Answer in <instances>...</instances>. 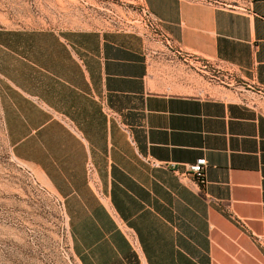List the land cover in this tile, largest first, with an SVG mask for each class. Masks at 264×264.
Wrapping results in <instances>:
<instances>
[{
	"label": "crops",
	"instance_id": "crops-1",
	"mask_svg": "<svg viewBox=\"0 0 264 264\" xmlns=\"http://www.w3.org/2000/svg\"><path fill=\"white\" fill-rule=\"evenodd\" d=\"M235 2L144 0L145 33L0 29L9 143L79 264H264V0ZM216 72L261 105L206 95ZM202 158L203 183L173 171Z\"/></svg>",
	"mask_w": 264,
	"mask_h": 264
},
{
	"label": "rangeland",
	"instance_id": "rangeland-1",
	"mask_svg": "<svg viewBox=\"0 0 264 264\" xmlns=\"http://www.w3.org/2000/svg\"><path fill=\"white\" fill-rule=\"evenodd\" d=\"M147 12L144 0H0V29L159 31ZM210 81L208 96L261 105L249 97L252 90L231 75L216 72ZM0 264H79L65 208L37 173L16 159L1 106Z\"/></svg>",
	"mask_w": 264,
	"mask_h": 264
},
{
	"label": "built area",
	"instance_id": "built-area-1",
	"mask_svg": "<svg viewBox=\"0 0 264 264\" xmlns=\"http://www.w3.org/2000/svg\"><path fill=\"white\" fill-rule=\"evenodd\" d=\"M204 1L206 3H212V0H201ZM233 11H238V12H243V13H250L252 12L251 6L250 4L246 3V0H236V2L234 4H232L231 6ZM148 13V17L151 20L152 27L155 28V26L157 25L158 30L160 31V23L157 19H155L154 17H152L149 13ZM155 25V26H154ZM151 29V27H149ZM153 30V29H152ZM150 163L153 165V167L158 168V167H165V168H169L168 165H164L161 162L155 161V160H151ZM209 167V162L207 159L202 158L199 159L197 161V163L189 165L186 169L185 172H180L178 169H174L173 171L181 178V179H191L194 178L197 181H199L200 183L204 182V177H205V173L206 170ZM88 178H89V182L90 185L92 186V188H94L96 191H99L100 189V182L98 180V177L96 175V170L95 167L90 164L88 167ZM262 241V239H260Z\"/></svg>",
	"mask_w": 264,
	"mask_h": 264
}]
</instances>
